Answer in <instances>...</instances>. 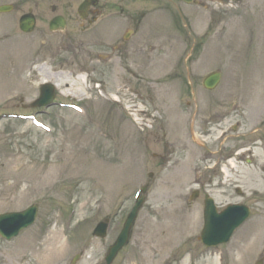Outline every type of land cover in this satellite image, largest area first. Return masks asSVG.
<instances>
[{
    "label": "rangeland",
    "instance_id": "obj_1",
    "mask_svg": "<svg viewBox=\"0 0 264 264\" xmlns=\"http://www.w3.org/2000/svg\"><path fill=\"white\" fill-rule=\"evenodd\" d=\"M207 6L213 11L178 4L181 30L160 33L165 46L153 53L160 59L149 67L143 95L123 82V72L111 74L108 48L92 61L87 54L64 50L68 44L38 55L24 43L0 39V214L39 206L32 228L10 243L0 237V264H106V250L144 183L150 187L131 240L112 264H255L263 255L264 157L256 146L253 166L237 164L228 170L229 176H219L223 182L216 190L201 188L216 198L220 209L229 203L252 209V217L228 244L212 251L204 248V206L202 199L190 197L199 179L208 182L212 177L207 166L214 163L203 158L226 143L224 138L214 143L220 131L208 136L212 125L196 115V137L209 149L194 145L190 114L195 108L207 112L213 104L245 110L242 119L234 116L241 119L233 134L237 137L228 138L237 140L252 130L250 116L264 99V0H224ZM203 19L211 23L208 38L192 51V38L186 36L193 32L191 23L194 30H202ZM7 22V16H0V34L10 30ZM165 47H170L169 53ZM217 69L223 75L221 85L208 92L202 79ZM44 81L57 84L59 101L82 103L89 113L81 116L56 106L50 114H38L41 108L31 104ZM114 94L122 110L112 102ZM191 105L192 110L187 108ZM2 113H35L52 131ZM233 120L230 124L238 121ZM104 125L122 145L101 136ZM115 145L122 150L116 151ZM107 218L112 219L108 236H93L98 222Z\"/></svg>",
    "mask_w": 264,
    "mask_h": 264
},
{
    "label": "flooded vegetation",
    "instance_id": "obj_2",
    "mask_svg": "<svg viewBox=\"0 0 264 264\" xmlns=\"http://www.w3.org/2000/svg\"><path fill=\"white\" fill-rule=\"evenodd\" d=\"M86 2L88 4L84 5ZM148 3H150V8L146 7ZM1 5H9L11 10L3 15L9 18L10 22L6 24L10 30L5 34H0V39L12 38L17 44L24 43L36 50L35 52L38 50V55L42 51L52 50L51 48L63 49L68 44L64 50L81 57L82 53L87 54L92 61L102 57L104 51L101 50L108 48L110 50L107 60L110 63L111 74L117 76L123 72L122 78L125 77L124 80L131 83L128 85L129 88L138 95L146 92L143 83L144 73L141 68L147 61L148 50L154 47V42H159L160 46L163 41L160 35L162 31L159 28L161 25L157 24L154 18L148 22V16L163 12L165 9H171L174 12L169 0H0ZM172 5L177 7L175 2H172ZM27 15L30 17L26 18ZM55 16L65 18L66 28L56 31L50 29L51 21ZM29 22H31L32 30L26 32L22 26L28 25ZM191 38V47L195 51L196 47L200 48L208 36L205 32L200 37H193L190 34ZM197 39L203 42L198 43ZM71 48L74 50L70 51ZM131 63L137 64L139 68L131 69ZM190 74L187 73L189 76ZM132 85L133 88H131ZM213 105L207 112L206 110L201 112L200 109L195 108L196 112L193 111L192 114L201 117L207 123H213L216 120L214 124L216 127L208 128V136L214 135L213 130L222 131V137H226L227 142H231L226 147H220L221 150L217 153V157H220L221 161H228L235 155H243L246 151L243 148L250 147L251 144L253 146L250 155H255V149H260L264 155V146L261 147L262 144L264 145V118L260 123V128L255 130L254 134L244 131L239 139L230 140L228 138L237 137L233 134H236L240 127L232 124L234 131L228 134V126L232 118L235 115L241 117L242 112L236 110L234 106L229 110L226 105L220 108ZM46 112L49 113V111ZM236 120L239 119L234 117L233 121ZM212 156L213 154L209 153L206 157L211 158ZM210 172L213 175H220L218 168ZM201 176L204 175L201 174ZM200 194L199 190L197 196Z\"/></svg>",
    "mask_w": 264,
    "mask_h": 264
},
{
    "label": "water",
    "instance_id": "obj_3",
    "mask_svg": "<svg viewBox=\"0 0 264 264\" xmlns=\"http://www.w3.org/2000/svg\"><path fill=\"white\" fill-rule=\"evenodd\" d=\"M190 1V0H186ZM4 9L0 8V12ZM221 78L220 73H215L208 76L204 85L213 89L217 86ZM53 85H45L42 90V96L39 104H48L54 98ZM144 202V198L138 201V204L134 207L130 213L123 231L121 232L117 242L111 248L107 257L108 264H111L116 257L119 250H121L129 241L132 227L137 218V213ZM37 215V206H31L30 208L17 213H9L0 215V233L8 238H12L19 234V232L28 227ZM250 215V209L244 205H230L224 211L218 212L215 202L212 198H207L205 209V226L202 232L201 240L207 246H216L221 243L228 242L234 231L247 219ZM6 230V231H5ZM107 224L103 223L98 226L94 234L104 237L106 235ZM257 264H262L258 262Z\"/></svg>",
    "mask_w": 264,
    "mask_h": 264
},
{
    "label": "bare ground",
    "instance_id": "obj_4",
    "mask_svg": "<svg viewBox=\"0 0 264 264\" xmlns=\"http://www.w3.org/2000/svg\"><path fill=\"white\" fill-rule=\"evenodd\" d=\"M55 237V236H54Z\"/></svg>",
    "mask_w": 264,
    "mask_h": 264
}]
</instances>
